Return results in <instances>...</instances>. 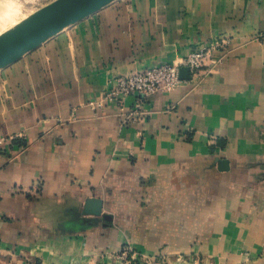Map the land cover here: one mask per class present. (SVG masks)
I'll use <instances>...</instances> for the list:
<instances>
[{"label":"crops","instance_id":"1","mask_svg":"<svg viewBox=\"0 0 264 264\" xmlns=\"http://www.w3.org/2000/svg\"><path fill=\"white\" fill-rule=\"evenodd\" d=\"M219 36L172 91L89 103ZM1 137L0 264H264V0L110 2L0 69Z\"/></svg>","mask_w":264,"mask_h":264},{"label":"built area","instance_id":"2","mask_svg":"<svg viewBox=\"0 0 264 264\" xmlns=\"http://www.w3.org/2000/svg\"><path fill=\"white\" fill-rule=\"evenodd\" d=\"M229 44L228 37L219 36L211 39L207 44H202L182 57L179 63H161L142 69H134L125 74L115 75L97 100L89 101L92 105H103L112 102L117 107L124 109V99L128 95L149 97L155 93L169 92L181 83V67H186L191 75H197L202 71H210L220 58L215 56L219 52H225ZM142 115L133 112L127 113L122 120L123 124L131 120H141ZM5 138L1 137L0 142ZM127 248L122 253L130 252ZM135 257V256H134ZM148 260V261H147ZM146 263L163 264L162 256L154 255L146 257Z\"/></svg>","mask_w":264,"mask_h":264},{"label":"water","instance_id":"3","mask_svg":"<svg viewBox=\"0 0 264 264\" xmlns=\"http://www.w3.org/2000/svg\"><path fill=\"white\" fill-rule=\"evenodd\" d=\"M114 0H52L29 18L0 35V69ZM188 69L181 68V77ZM188 73V72H187ZM100 199H87L84 212L101 211ZM91 207V209H89Z\"/></svg>","mask_w":264,"mask_h":264},{"label":"rangeland","instance_id":"4","mask_svg":"<svg viewBox=\"0 0 264 264\" xmlns=\"http://www.w3.org/2000/svg\"><path fill=\"white\" fill-rule=\"evenodd\" d=\"M52 0H0V35L29 18ZM13 21V23H12ZM133 251L122 253L131 254Z\"/></svg>","mask_w":264,"mask_h":264},{"label":"bare ground","instance_id":"5","mask_svg":"<svg viewBox=\"0 0 264 264\" xmlns=\"http://www.w3.org/2000/svg\"><path fill=\"white\" fill-rule=\"evenodd\" d=\"M12 23H13V21H12Z\"/></svg>","mask_w":264,"mask_h":264}]
</instances>
